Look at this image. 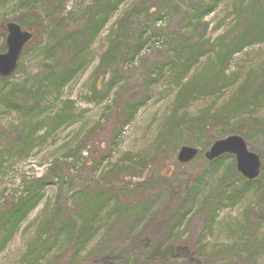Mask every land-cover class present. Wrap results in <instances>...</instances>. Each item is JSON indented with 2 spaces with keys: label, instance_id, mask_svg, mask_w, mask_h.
Instances as JSON below:
<instances>
[{
  "label": "rangeland",
  "instance_id": "obj_1",
  "mask_svg": "<svg viewBox=\"0 0 264 264\" xmlns=\"http://www.w3.org/2000/svg\"><path fill=\"white\" fill-rule=\"evenodd\" d=\"M99 1L65 0L72 27L86 25L107 2L99 6ZM136 2L122 1L91 42L85 69L60 93L44 90L41 108L21 112L0 102V206L7 197L25 194L51 164L58 169L41 202L0 250V264H264V183L232 203L244 178L236 156L227 153L222 164L205 157L216 140L241 135L234 132L241 119L264 120V96L255 103L233 101L246 80L251 90L244 92L264 89V40L250 41L264 31V0H150L134 9ZM32 8L43 9V3L0 0V27ZM51 27L49 21L43 30L38 24L39 38L25 46L29 50L6 90L25 80L32 85L46 65H53L42 54ZM111 47L116 64L104 74L97 68ZM200 51L204 56L182 75L185 60ZM113 73L116 84L109 90ZM186 89L189 99L177 109L179 93ZM136 97L144 103L117 134L119 113ZM65 102L72 118L53 129V116ZM37 121L45 123L49 135L41 141L39 132L31 149L19 152L13 137L28 133ZM241 136L260 156L264 176V130ZM13 139L15 148L9 145ZM81 141V149L72 152ZM183 145L200 148L188 163L178 161ZM159 177L160 183L142 189ZM58 210L55 221L48 222ZM83 221L93 234L78 252ZM161 243L185 249L147 262L143 251Z\"/></svg>",
  "mask_w": 264,
  "mask_h": 264
},
{
  "label": "trees",
  "instance_id": "obj_2",
  "mask_svg": "<svg viewBox=\"0 0 264 264\" xmlns=\"http://www.w3.org/2000/svg\"><path fill=\"white\" fill-rule=\"evenodd\" d=\"M36 1L38 2L40 0ZM102 1L103 0H100L98 2L99 6L100 2ZM122 1L123 0H114L111 2V0H107L105 5H102L101 8L94 11L89 16L90 20L88 21V23L86 25H81L79 28L72 27L71 23L73 22L74 18L73 16H69L68 13L66 14L65 0H41V2L43 3V9H40L41 11L38 8H32L30 10H27V16L19 19L18 21L23 26L34 29L38 28V24H40L42 26L41 29L43 30V22L45 23V21H49L52 24V29L50 31V41L44 45L42 49V54L45 56L46 60L53 62V65H46L45 69L39 72V74L37 75L36 82L32 85H29L27 83V80H25L13 85L12 87L6 90L4 86L8 83L9 78L0 77V85L4 87V90L0 88V94L3 90V93L0 95V102L5 103L8 108L15 109L16 111L34 112L35 110L43 106L44 96L46 94L44 92L47 88L51 87V89L56 90L60 93L62 89L88 65L86 53L90 47L91 42L100 33L102 28L107 24L110 16L115 10H117ZM147 1L150 0H138V2L134 4L133 8L135 9L139 4H142L144 6V2ZM28 3L30 5V0H28ZM100 11L103 12L101 13ZM41 13H44V15H42ZM128 15L129 13L126 14V17ZM5 37L6 29L4 21L3 25L0 27V38L4 40L0 44V48L2 51L5 50ZM35 38L36 39L34 40V42L38 40L39 36L36 35ZM262 40H264V31L261 32V34H259L258 36L253 37L250 41L260 42ZM146 42L147 40L140 42L134 54L141 51L144 48ZM111 48H109L101 56L99 66L97 68L99 72L102 71V73L104 72V74L108 71L109 66H114L116 64V56L112 54L113 48ZM239 48L240 47H238L237 49ZM28 50L29 48L27 47L24 53ZM204 54V51H200L193 53L192 56H189L185 60L186 62H184L183 64L181 74H188L191 68L193 67L194 63L198 62L199 59L204 56ZM112 76L113 79L115 73H113ZM115 84L116 83L114 78L113 81H111V83L109 84L108 89L111 90L115 86ZM99 87L100 85L95 86V94L93 93L94 99L96 98L95 95L98 93ZM245 89H249L248 80L244 81V83L240 85L237 92L238 94L233 100L236 104H244L245 102L255 103L259 100L260 96H264V89L261 90L259 93H250L249 90L251 89H249L247 92H244ZM188 91L189 90L186 89L183 92L179 93L178 103H181L179 104L177 109L180 106L186 105L189 99ZM108 92L110 91H106L103 95H101L100 99L107 96ZM190 94H193V91H191ZM182 96L184 97V99H181ZM249 96L253 98L252 101L250 100ZM137 98L138 97L133 99L134 102H132L131 105H129L125 110H123L121 114L119 113L121 128L120 131L118 130L117 134L121 132L125 125H127L133 120L139 108L144 103V100L141 99V101H138ZM70 110H72L71 105L68 102H65L62 109L55 113L53 116V129L59 128L61 125L71 120L72 115ZM214 118H217V114L214 115ZM44 124V122L37 121L33 125V127L30 128L31 131H29L28 133H18L19 135L13 137L14 139L20 142V147L18 148L19 152H28L33 146L32 138L39 132L43 131V135H38V138L41 141L43 140V138L49 135L50 132L45 130ZM260 130H264V120L254 117H248L247 119H241L238 122L234 132H237L245 136L246 138H249L252 134ZM14 139L13 143L9 144L12 148H15ZM81 146L82 141L74 149H72V152L80 150ZM226 157L227 154L216 159L215 162H212L211 164H222ZM101 158H105L103 154L101 155ZM56 164L57 163L51 164V166L49 167V171L45 176L35 179V183L28 187L27 192L25 194L19 195L17 197H7L4 200V202L6 201L5 204L3 206H0V237L2 238L0 242V250L5 247L9 240H11V238L17 232L21 223L26 219L28 214L41 202V199L44 197L45 187L55 182L54 179L58 176V169H56ZM142 166H145V161L142 163ZM234 172H236V170L235 166L233 165L231 173ZM161 179L162 178L159 177V182H157L158 180L154 179L150 180V182H145L142 189H146L150 184L160 183ZM242 181L243 183L236 190V196L234 197V201L232 200V203L238 201L250 189L251 186L257 184L259 186H262L264 183V176H259L255 180H248L242 178ZM236 186L235 188H237ZM106 200H109V198H107ZM106 200H103V202L98 205V209L101 208L102 203H106ZM98 212L99 211H97L96 209L93 218L98 214ZM59 214L60 211H56L51 217H49L48 222L55 221V217H57ZM185 216V214H181L182 218ZM70 217L72 220H74L72 216ZM81 224L82 225L79 231V238L82 239L83 242L77 245L78 252L82 249V247L87 246L93 234L92 225H90L88 221H83L81 222ZM174 228L175 224H173L172 230ZM1 230H4L3 234L1 233ZM182 249H185V247H174L172 243H161L156 244L152 249H145L143 253H147V262H159L164 259L166 254L169 255L174 250L181 251Z\"/></svg>",
  "mask_w": 264,
  "mask_h": 264
},
{
  "label": "water",
  "instance_id": "obj_3",
  "mask_svg": "<svg viewBox=\"0 0 264 264\" xmlns=\"http://www.w3.org/2000/svg\"><path fill=\"white\" fill-rule=\"evenodd\" d=\"M6 51L0 53V76L10 77L18 68L25 46L35 37V29H26L17 21L6 22ZM200 152L198 147L183 145L178 153L180 163L192 161ZM236 156L237 170L247 179L254 180L261 174L260 156L249 150L246 140L241 135H231L216 140L205 152V157L212 161L224 154Z\"/></svg>",
  "mask_w": 264,
  "mask_h": 264
}]
</instances>
